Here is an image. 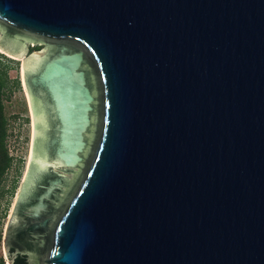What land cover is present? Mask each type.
Here are the masks:
<instances>
[{"label": "water", "instance_id": "1", "mask_svg": "<svg viewBox=\"0 0 264 264\" xmlns=\"http://www.w3.org/2000/svg\"><path fill=\"white\" fill-rule=\"evenodd\" d=\"M0 50L32 116L6 264H264V0H0Z\"/></svg>", "mask_w": 264, "mask_h": 264}, {"label": "rangeland", "instance_id": "2", "mask_svg": "<svg viewBox=\"0 0 264 264\" xmlns=\"http://www.w3.org/2000/svg\"><path fill=\"white\" fill-rule=\"evenodd\" d=\"M42 47L40 43L28 42L23 57ZM0 61L6 66V77L10 87L5 94L3 105L8 133L6 148L12 160L0 184V261L6 264L2 255V235L15 193L26 170L32 135V116L21 78L22 58L13 57L0 50Z\"/></svg>", "mask_w": 264, "mask_h": 264}, {"label": "trees", "instance_id": "3", "mask_svg": "<svg viewBox=\"0 0 264 264\" xmlns=\"http://www.w3.org/2000/svg\"><path fill=\"white\" fill-rule=\"evenodd\" d=\"M16 84V81H14ZM8 79L6 77V66L0 61V184L3 180L4 174L11 164L12 157L8 154L6 148L7 133V119L4 114L3 100L7 91ZM2 264V262H0Z\"/></svg>", "mask_w": 264, "mask_h": 264}, {"label": "flooded vegetation", "instance_id": "4", "mask_svg": "<svg viewBox=\"0 0 264 264\" xmlns=\"http://www.w3.org/2000/svg\"><path fill=\"white\" fill-rule=\"evenodd\" d=\"M40 44H41V46H44L43 43H40ZM20 184H21V181H20L19 186H18V188H17V191H16V193H15L14 199H15V197H16V195H17V192H18V189H19V187H20ZM14 199H13V202H14ZM11 207H12V206H11ZM10 210H11V209H10ZM9 216H10V213H9V215H8V217H7L6 224H5V227H4V230H3V235H2V255H3V239H4L5 230H6V226H7V223H8ZM0 262H1V261H0Z\"/></svg>", "mask_w": 264, "mask_h": 264}, {"label": "bare ground", "instance_id": "5", "mask_svg": "<svg viewBox=\"0 0 264 264\" xmlns=\"http://www.w3.org/2000/svg\"><path fill=\"white\" fill-rule=\"evenodd\" d=\"M21 78H22V72H21ZM22 82H23V80H22ZM31 138H32V135H31ZM29 144H31V140H30V143ZM28 149L30 150V145H29V148ZM29 150H28V156H29Z\"/></svg>", "mask_w": 264, "mask_h": 264}]
</instances>
